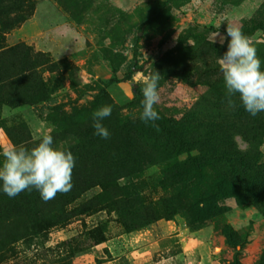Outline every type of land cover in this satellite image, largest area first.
<instances>
[{
	"label": "rangeland",
	"instance_id": "rangeland-1",
	"mask_svg": "<svg viewBox=\"0 0 264 264\" xmlns=\"http://www.w3.org/2000/svg\"><path fill=\"white\" fill-rule=\"evenodd\" d=\"M15 4L0 15V66L14 74L24 51H8L26 48L50 100L0 107V152L50 133L66 149L124 141L130 159L120 170L98 156L75 162L71 191L47 202L35 188L10 198L0 182V264H264V112L250 115L238 94L229 107L218 64L231 24L252 39L264 71V0ZM132 61L141 69L125 82ZM154 71L155 108L169 125L159 132L140 119L142 77ZM105 105L107 139L93 128ZM35 216L56 221L35 234Z\"/></svg>",
	"mask_w": 264,
	"mask_h": 264
},
{
	"label": "clouds",
	"instance_id": "clouds-1",
	"mask_svg": "<svg viewBox=\"0 0 264 264\" xmlns=\"http://www.w3.org/2000/svg\"><path fill=\"white\" fill-rule=\"evenodd\" d=\"M227 37H230L227 51L218 57V64L223 75L229 107L236 108L233 97L237 94L245 109L255 117L264 112V71L261 59L252 39L245 35L238 26L228 24ZM220 44L225 36L217 32ZM161 75L154 71L142 77L144 87L141 89L143 111L140 119L160 131L156 121L161 119L155 105L159 102L158 83ZM112 106L105 105L93 113V128L96 135L107 139L110 136L102 121L111 115ZM0 182L3 192L14 198L25 190L33 188L39 191L41 198L47 202L57 193L66 194L73 188L72 172L75 166L73 153L63 147L54 146L53 136L45 133L40 142L28 149L23 145L12 146L0 152Z\"/></svg>",
	"mask_w": 264,
	"mask_h": 264
},
{
	"label": "trees",
	"instance_id": "trees-1",
	"mask_svg": "<svg viewBox=\"0 0 264 264\" xmlns=\"http://www.w3.org/2000/svg\"><path fill=\"white\" fill-rule=\"evenodd\" d=\"M2 1L0 0V4ZM7 10H13L16 7V0H6ZM20 1V0H18ZM3 7H0V15L5 14L7 11ZM22 47V48H21ZM13 47L10 53L17 54V51L23 49L24 54L21 58V62H18L14 68L15 73L12 74V70L3 71L0 66V107L2 105L8 106L10 108H18L24 105H39L42 103H46L50 100L49 90L41 77L40 73L37 71V66L34 64L30 57V53L23 46ZM20 48V49H19ZM4 55H7L6 53ZM9 56V53H8ZM141 69V67L137 66V63L131 62L128 66V75L125 77V82L132 81V75L134 71ZM11 72V73H10ZM116 83H120V81L115 80V78L111 79L103 89L100 90L101 96L105 99H110V93L108 88L113 86ZM156 124L159 125L160 130L165 128H169V125L162 118L156 121ZM112 143L103 144L99 140H80L76 143L72 144L68 150H70L74 157L75 162H84L88 160V158H92L94 156H98L104 160L106 164L112 167H116L117 170L123 169L125 165H129L130 159V151L129 146L126 142H118L117 140H110ZM135 145V144H134ZM134 145L132 147H134ZM122 164V165H120ZM111 170V169H110ZM2 198V192H0V199ZM128 210V209H127ZM127 212H132L128 210ZM34 225L32 229L35 231V234L41 230H45L47 226H52L54 224L53 217L50 219H45L42 216H35L32 218ZM140 227V226H138ZM127 228L129 232H133L142 228ZM25 229H29L28 227H22L17 233V236L21 235V238L26 237ZM39 229V230H38ZM38 231V232H37ZM28 232V231H27ZM30 232V231H29ZM17 239L13 240L16 242ZM236 264H239L236 262Z\"/></svg>",
	"mask_w": 264,
	"mask_h": 264
}]
</instances>
